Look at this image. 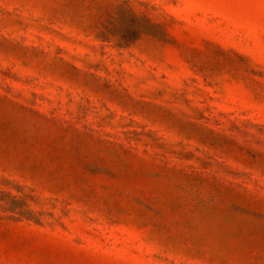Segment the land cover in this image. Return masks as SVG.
Wrapping results in <instances>:
<instances>
[{"label":"rangeland","instance_id":"rangeland-1","mask_svg":"<svg viewBox=\"0 0 264 264\" xmlns=\"http://www.w3.org/2000/svg\"><path fill=\"white\" fill-rule=\"evenodd\" d=\"M0 264H264V0H0Z\"/></svg>","mask_w":264,"mask_h":264}]
</instances>
